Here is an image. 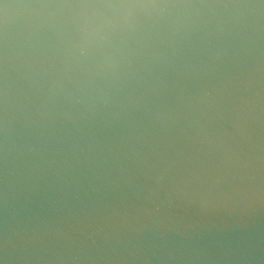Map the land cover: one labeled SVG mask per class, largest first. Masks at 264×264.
Returning a JSON list of instances; mask_svg holds the SVG:
<instances>
[{"label": "clouds", "instance_id": "1", "mask_svg": "<svg viewBox=\"0 0 264 264\" xmlns=\"http://www.w3.org/2000/svg\"><path fill=\"white\" fill-rule=\"evenodd\" d=\"M0 264H264V0H0Z\"/></svg>", "mask_w": 264, "mask_h": 264}]
</instances>
